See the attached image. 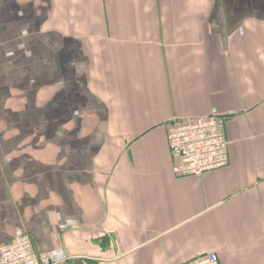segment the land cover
Here are the masks:
<instances>
[{
	"label": "crops",
	"instance_id": "crops-1",
	"mask_svg": "<svg viewBox=\"0 0 264 264\" xmlns=\"http://www.w3.org/2000/svg\"><path fill=\"white\" fill-rule=\"evenodd\" d=\"M229 165L172 171L174 120ZM50 264H264V0H0V245Z\"/></svg>",
	"mask_w": 264,
	"mask_h": 264
},
{
	"label": "built area",
	"instance_id": "built-area-1",
	"mask_svg": "<svg viewBox=\"0 0 264 264\" xmlns=\"http://www.w3.org/2000/svg\"><path fill=\"white\" fill-rule=\"evenodd\" d=\"M227 119L217 115L174 120L167 128L172 171L178 178H200L229 165L230 143L226 137ZM48 256H37L31 239L20 235L0 245V264H50ZM186 264H220L210 253Z\"/></svg>",
	"mask_w": 264,
	"mask_h": 264
}]
</instances>
